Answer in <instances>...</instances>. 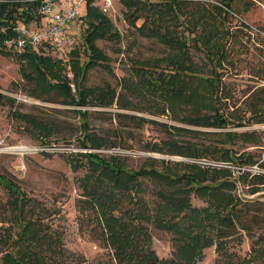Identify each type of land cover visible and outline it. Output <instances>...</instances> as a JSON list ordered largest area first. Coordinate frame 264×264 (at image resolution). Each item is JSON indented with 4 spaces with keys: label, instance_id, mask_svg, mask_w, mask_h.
<instances>
[{
    "label": "trees",
    "instance_id": "16d2710c",
    "mask_svg": "<svg viewBox=\"0 0 264 264\" xmlns=\"http://www.w3.org/2000/svg\"><path fill=\"white\" fill-rule=\"evenodd\" d=\"M122 1L124 15L137 32L148 39L156 38L166 47L162 57L135 59L131 76L123 79L122 92L110 84L105 87L86 86L89 71L94 67L112 72L111 58L97 41H119L121 38L111 17L95 6L88 5L79 17L86 20L82 36L86 60L82 61L80 50L72 52L70 65L73 78L68 76L65 64L43 56L37 50L16 53L5 49L6 37L15 34L12 31L14 25L20 22L30 25L39 18L36 16L38 0H0V27L7 26L6 33L0 32V48L13 54L20 65V74L27 81V88L36 98L55 92L64 98V102L77 106L108 107L117 104L121 109H134L137 104H146L149 108H156L160 114L168 112L174 119L192 126L223 128L229 124L245 125L239 116V107L230 111L229 115L221 111L232 96L228 85L222 81L221 66L234 67L236 64V50L231 39L237 36L226 26L229 17L237 12L234 0H222L219 5H213V10L207 5L195 7L187 0ZM139 20H142L140 25L137 23ZM193 49L201 53L199 60H196ZM71 83L76 87L75 91ZM262 90H250L245 101L248 111L257 116V122L264 121ZM2 101L15 104L16 99L0 93ZM78 112L84 118L85 135L81 144L88 150L69 153L66 159L75 172L87 168V173L78 180L81 190V197L77 200L80 226L82 228L86 220L92 223L91 234L94 238H101L109 248L112 264H196L204 256L203 249L217 241L218 254L220 257L221 254L226 255L227 246L222 239L233 234L236 219L242 220L251 206L232 192L226 194L222 191L225 184L233 185L230 181L218 186L209 185L208 182L217 179L215 173L230 175V170L187 163L188 172L175 175L168 169H157L154 157L149 158V165L134 170L128 166L126 158L119 155L106 157L99 151L114 145L110 139L88 130V110L80 109ZM12 115L24 122L25 131L33 138L43 145H50L54 131L51 127L29 113L12 110ZM118 116L168 126L167 123L150 121L138 115L119 113ZM168 127L178 134L214 136L222 144L232 145L236 139V135L229 131L206 132L182 126ZM168 143L166 150L159 144H153L151 150L184 154L191 159L212 156L218 161L234 162L229 148L223 146L196 140ZM0 177L6 182L3 188L8 192L6 203L12 213L11 219L6 217L0 224L3 264H73L62 234L53 230L54 214L50 209L31 197L12 177L4 174ZM261 178V183H264V176ZM143 179L154 180L160 186L158 196L161 200L154 209L144 197L146 187ZM185 183L192 188H187ZM167 184H177L178 187L168 189ZM188 189L210 203V207L215 202L222 207L223 213L210 212L209 207L192 206ZM236 202L243 203L245 210L238 208ZM214 219L219 221V227L210 222ZM147 223L175 234V240L180 243L176 256L163 259L157 255ZM231 256L226 264H264V235L254 242L249 257L235 261Z\"/></svg>",
    "mask_w": 264,
    "mask_h": 264
},
{
    "label": "rangeland",
    "instance_id": "374dc122",
    "mask_svg": "<svg viewBox=\"0 0 264 264\" xmlns=\"http://www.w3.org/2000/svg\"><path fill=\"white\" fill-rule=\"evenodd\" d=\"M187 1L192 2L195 7L207 5L213 10V5H219L222 0ZM233 6L237 12L229 17L226 26L231 29L233 35L237 36L231 39L233 48L236 50V64L234 67L226 64L221 66L222 81L228 85L232 93L221 111L229 115L230 111L239 107V116L245 124L241 126L235 124H229L223 128L192 126L174 119L168 112L160 114L156 108H149L146 104H137L134 109H121L117 104L108 107L77 106L64 102V98L55 92L49 96L36 98L27 88V81L20 74V65L13 54L9 50L2 51L0 48V93L16 99L15 104L9 101L0 102V174L12 177L31 197L50 209L54 214L53 230H58L62 234V240L70 253V262L73 264H76L78 260L80 264H112L109 248L101 238H94L91 234L92 223L86 220L84 226L82 228L80 226L77 200L81 197V190L78 187V180L87 173V168L84 167L75 172L66 159L69 153H81L88 150L81 144L85 130L84 118L78 112L80 109L88 110L86 119L88 130L110 139L114 145L99 151L106 157L119 155L126 158L128 166L134 170H138L143 165H149L148 160L152 157L157 159L155 160L157 169L165 171L168 169L175 175L188 172L187 163H197L209 169L230 170V175L222 172L215 173L217 179L208 183L218 186L224 184V181H230L233 185L225 184L222 191L226 194L232 192L233 195L241 197L244 202H248V205H251L249 212L242 220L236 219L237 226L233 234L222 239L226 242V255L221 254L220 257L218 254L216 248L219 241H217L203 249L204 256L196 264H226L231 256L228 253L233 254L232 260L245 259L249 257L257 238L264 235V183H261L263 182L261 177L264 176V121L257 122V116L248 111L247 103H245L250 90L263 89L264 91V0H234ZM248 6L250 8L247 10ZM124 11L123 1L115 0L113 10L107 14L111 17L115 29L121 34L120 40L97 41L99 47L111 58L112 72L99 66L94 67L89 71L86 80L88 87H105L110 84L122 92L123 79L131 76L135 59L162 57L166 51L164 44L156 38L148 39L140 35L126 19ZM137 23L140 25L142 20ZM31 25L34 23L32 22ZM85 28V19L79 18L72 24L68 23V29L76 39L74 51L80 50L82 61L86 60L85 45L82 42ZM37 53L54 60L58 59L57 61L65 64L66 72L72 73L70 65L72 53L63 61L52 47H39ZM193 54L196 60L200 59L201 53L193 49ZM12 110L29 113L51 127L54 131L50 137V145H43L40 140H36L25 131L24 122L14 117ZM119 113L142 116L150 121L167 123L168 126H182L206 132L229 131L236 135V139L232 145L222 144L214 136H195L196 133L178 134L168 126L162 127L155 122L134 121L125 116L121 118L118 116ZM234 118L237 119L236 116ZM189 140L229 148L234 162L218 161L212 156L191 159L184 154L176 155L151 150L153 144H159L166 150L168 141H177L181 144ZM14 147L26 149L21 151L13 149ZM143 181L146 187L144 197L154 209L161 200L158 196L160 186L154 180L143 179ZM5 183L4 178L0 177V224L4 218H12L6 203L9 195L3 188ZM186 186L192 188L190 184ZM177 187V184L166 186L168 189ZM190 189H188V196L192 206L209 207L210 212L223 213L222 207H218L214 200V204L210 207V203L200 198L198 194L195 195ZM253 189L256 191L253 192ZM236 205L245 210L243 203L236 202ZM210 222H214L219 227L217 219ZM146 225L151 232L152 247L157 255L163 259L176 256L180 243L175 240V234L153 223ZM0 264H3L1 252Z\"/></svg>",
    "mask_w": 264,
    "mask_h": 264
},
{
    "label": "built area",
    "instance_id": "2783aa9c",
    "mask_svg": "<svg viewBox=\"0 0 264 264\" xmlns=\"http://www.w3.org/2000/svg\"><path fill=\"white\" fill-rule=\"evenodd\" d=\"M38 3L36 16L39 18L34 20V25L24 22L14 25L12 31L15 34L6 37L4 46L16 53L52 47L64 60L76 47L68 23L77 21L88 5L99 8L106 15L113 10L115 0H38ZM6 29L7 26L0 27V32L6 33ZM68 75L74 77L71 72ZM71 87L76 90L73 83Z\"/></svg>",
    "mask_w": 264,
    "mask_h": 264
},
{
    "label": "bare ground",
    "instance_id": "6f19581e",
    "mask_svg": "<svg viewBox=\"0 0 264 264\" xmlns=\"http://www.w3.org/2000/svg\"><path fill=\"white\" fill-rule=\"evenodd\" d=\"M13 149L23 151V150L26 149V148H25V147H24V148H23V147H14Z\"/></svg>",
    "mask_w": 264,
    "mask_h": 264
}]
</instances>
